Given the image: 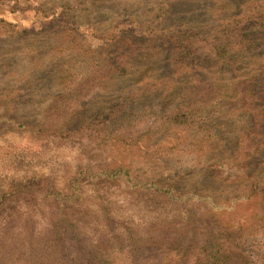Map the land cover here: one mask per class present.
Masks as SVG:
<instances>
[{"label": "rangeland", "instance_id": "rangeland-1", "mask_svg": "<svg viewBox=\"0 0 264 264\" xmlns=\"http://www.w3.org/2000/svg\"><path fill=\"white\" fill-rule=\"evenodd\" d=\"M261 120L264 0H0V264H264Z\"/></svg>", "mask_w": 264, "mask_h": 264}, {"label": "trees", "instance_id": "trees-1", "mask_svg": "<svg viewBox=\"0 0 264 264\" xmlns=\"http://www.w3.org/2000/svg\"><path fill=\"white\" fill-rule=\"evenodd\" d=\"M261 20L262 19H260L259 22H262ZM248 44H249V40L244 35H241V33L237 32L236 34H234L232 31L224 30L220 34L213 35L210 54L216 60H218L222 63H226L227 61H231L230 55H232L236 51L233 48H235L236 46H239L240 47L239 50L242 51V50H244V48L246 49ZM239 50H237V51H239ZM252 82L253 81L248 80V81H246L245 84L243 83V86H244V88H243L244 92L243 93L248 94L249 96H251L250 99H253V101H256L258 98V95L251 93V92H253V91H251ZM261 121H263V120H261ZM256 123L259 124L260 123L259 120H257ZM13 187L16 188L17 194L20 193L19 187L14 186V185H13ZM13 187L11 189V194L15 196V191H14ZM68 229H69L68 233L70 234V236L74 237V236H76V232L79 231L80 227L73 225L71 223V221H69ZM33 259H34L33 256L31 254H29V251H27L24 255H21L18 258V260H16L15 262L8 260V261H5L4 264H34ZM58 264H62V263L60 262Z\"/></svg>", "mask_w": 264, "mask_h": 264}]
</instances>
